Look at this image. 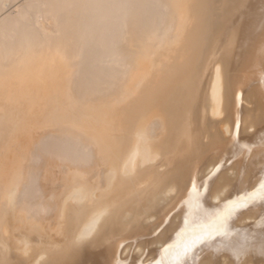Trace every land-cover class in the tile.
Returning a JSON list of instances; mask_svg holds the SVG:
<instances>
[{"label": "bare ground", "instance_id": "1", "mask_svg": "<svg viewBox=\"0 0 264 264\" xmlns=\"http://www.w3.org/2000/svg\"><path fill=\"white\" fill-rule=\"evenodd\" d=\"M261 184L264 0H0V264H173ZM228 230L183 264H264Z\"/></svg>", "mask_w": 264, "mask_h": 264}, {"label": "snow or ice", "instance_id": "2", "mask_svg": "<svg viewBox=\"0 0 264 264\" xmlns=\"http://www.w3.org/2000/svg\"><path fill=\"white\" fill-rule=\"evenodd\" d=\"M264 200V184L260 185L258 192L250 194L248 197H242L239 201H231L223 210L216 212L210 217V222L198 230H191L185 243L175 250L173 264H183L182 257L187 256L199 245L215 239L217 236H228V222L238 209L246 208L250 203L256 200ZM190 208L199 209L198 197L189 202ZM165 249V252H168Z\"/></svg>", "mask_w": 264, "mask_h": 264}]
</instances>
